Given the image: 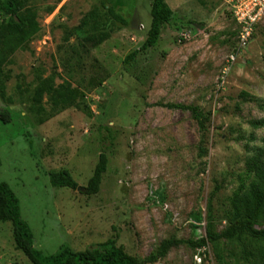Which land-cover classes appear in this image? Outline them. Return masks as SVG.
<instances>
[{
    "label": "rangeland",
    "instance_id": "obj_1",
    "mask_svg": "<svg viewBox=\"0 0 264 264\" xmlns=\"http://www.w3.org/2000/svg\"><path fill=\"white\" fill-rule=\"evenodd\" d=\"M164 1L174 16L158 45L127 62L148 38L153 0H114L127 25L115 24L100 0H29L41 32L0 74V182L46 255L115 238L139 264L239 262L224 239L154 257L167 240L206 238L210 201L212 230L224 233L234 200L254 179L264 154V20L233 63L240 27L219 0ZM95 11L111 37L87 53L92 23H82ZM48 78L76 91L74 106L55 109L46 95L43 111L34 107ZM102 153L107 172L100 192L87 196ZM63 170L81 189L51 185L49 174ZM0 264H32L10 222H0Z\"/></svg>",
    "mask_w": 264,
    "mask_h": 264
},
{
    "label": "trees",
    "instance_id": "obj_2",
    "mask_svg": "<svg viewBox=\"0 0 264 264\" xmlns=\"http://www.w3.org/2000/svg\"><path fill=\"white\" fill-rule=\"evenodd\" d=\"M114 0H100L103 10L115 24L127 25V21L111 4ZM29 0H0V74L3 68L12 62V57L18 51H24L28 44L41 32L38 13L28 7ZM174 12L164 0H153L151 9V27L148 38L142 48L127 57V62L134 60L139 52L155 48L162 35L163 28L173 19ZM18 20V21H17ZM91 28L83 39L82 50L88 53L90 48H96L111 37L107 21L100 22L96 11L90 20L82 23L83 27L90 24ZM82 47V45H81ZM50 96L55 109L65 110L75 105L77 93L70 86H55L53 78L42 80L34 92V107L43 111L41 103L44 96ZM170 108L187 109V107L170 106ZM204 129L205 119L195 108H188ZM108 157L100 155L94 174L88 186L83 190L87 196H94L100 192L104 175L108 169ZM1 164V160H0ZM50 183L54 188H68L77 190L79 185L71 174L66 171L51 172ZM207 237L198 241L167 240L158 249L157 256L164 257L174 246L187 244L194 249H201L207 242L217 244L226 240L238 249L239 262L237 264H264V154L255 167L254 179L247 190L233 203V219L231 226L222 234L212 230L213 207L211 201L207 205ZM0 222H10L13 226V236L16 248L23 252L32 264H139L138 261L124 249L117 245V240L111 238L82 252H76L64 246L56 254L46 255L34 246V234L30 225L22 218L20 201L11 187L0 182ZM220 264H227L218 258ZM150 259L148 263H153Z\"/></svg>",
    "mask_w": 264,
    "mask_h": 264
},
{
    "label": "built area",
    "instance_id": "obj_3",
    "mask_svg": "<svg viewBox=\"0 0 264 264\" xmlns=\"http://www.w3.org/2000/svg\"><path fill=\"white\" fill-rule=\"evenodd\" d=\"M219 1L232 14L234 21L240 27L237 53L231 57V61L234 63L239 54L249 49L257 27L264 20V0Z\"/></svg>",
    "mask_w": 264,
    "mask_h": 264
},
{
    "label": "water",
    "instance_id": "obj_4",
    "mask_svg": "<svg viewBox=\"0 0 264 264\" xmlns=\"http://www.w3.org/2000/svg\"><path fill=\"white\" fill-rule=\"evenodd\" d=\"M18 21V20H17ZM79 189H81V188H79Z\"/></svg>",
    "mask_w": 264,
    "mask_h": 264
}]
</instances>
